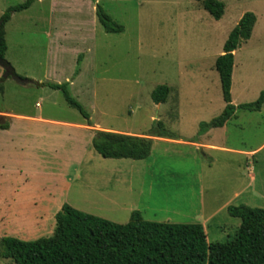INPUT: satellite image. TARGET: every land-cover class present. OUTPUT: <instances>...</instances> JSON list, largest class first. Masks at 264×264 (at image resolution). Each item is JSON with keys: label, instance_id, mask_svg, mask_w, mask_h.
Returning a JSON list of instances; mask_svg holds the SVG:
<instances>
[{"label": "rangeland", "instance_id": "obj_1", "mask_svg": "<svg viewBox=\"0 0 264 264\" xmlns=\"http://www.w3.org/2000/svg\"><path fill=\"white\" fill-rule=\"evenodd\" d=\"M27 1L0 0V23ZM224 1L220 21L197 0H39L11 14L6 61L22 79L69 83L93 127L82 128L87 120L61 91L23 86L0 67V126L13 123L0 129V245L51 237L64 205L118 224L134 212L201 224L210 244L241 226L228 207L264 209V107L238 110L224 128L199 135L226 107L215 63L248 12L258 22L236 52L232 96L249 104L264 90V0ZM97 6L124 31L107 33ZM161 85L172 93L156 105ZM156 122L177 138L153 142L147 160L105 159L92 147L96 131L148 136Z\"/></svg>", "mask_w": 264, "mask_h": 264}, {"label": "trees", "instance_id": "obj_2", "mask_svg": "<svg viewBox=\"0 0 264 264\" xmlns=\"http://www.w3.org/2000/svg\"><path fill=\"white\" fill-rule=\"evenodd\" d=\"M36 1L39 0H28L13 7L2 17V58L5 59L7 52L5 24L12 13L28 10ZM197 1L215 20L223 18L225 5L221 1ZM96 15L107 33L124 31L123 26L101 6H97ZM255 23V14L248 12L229 35L224 55L216 61L226 107L219 117L201 124L199 135L223 127L237 110L259 112L264 106V91L256 102L238 107L232 104L231 95L234 52L240 48L243 39L251 37ZM36 85L61 91L68 105L77 109L92 127L90 114L72 97L69 83ZM0 92H3L1 86ZM169 93L168 86H159L153 91L152 100L156 105L164 104ZM8 128V125L0 126L1 130ZM155 137L177 138L162 122H156L148 136L96 131L92 147L105 159L143 161L150 157ZM228 213L241 220L237 234L225 243L210 244L201 224L149 222L139 212H134L127 224H118L64 205L55 217L56 227L51 237L34 241L5 237L0 245V258L11 260L14 264H264V209L230 206Z\"/></svg>", "mask_w": 264, "mask_h": 264}, {"label": "crops", "instance_id": "obj_3", "mask_svg": "<svg viewBox=\"0 0 264 264\" xmlns=\"http://www.w3.org/2000/svg\"><path fill=\"white\" fill-rule=\"evenodd\" d=\"M219 1H221V0H219ZM223 1V2H222ZM221 2L222 3H224V5H225V13H226V9H227V5H226V2L224 1V0H222ZM232 2H229V4H230V7L232 8V3H233V0H231ZM199 3V5H201L202 6V3H200V2H198ZM204 9V8H203ZM205 10V9H204ZM206 11V10H205ZM246 14V13H245ZM244 14V15H245ZM225 15V14H224ZM243 15V16H244ZM243 16L240 18V20H239V22L241 21V19L243 18ZM255 16H256V14H255ZM224 17V16H223ZM238 21V20H237ZM239 22H238V24H239ZM257 22H258V18H257V16H256V23H255V26H254V28H253V31H252V34H251V37L249 38V39H243L242 40V42H241V46L244 44V43H247V42H249L251 39H252V36H253V32H254V30H255V27H256V25H257ZM235 24H237V22L235 23ZM237 24V25H238ZM234 30V29H233ZM232 30V31H233ZM231 31V32H232ZM231 32H230V34H231ZM229 34V35H230ZM6 42H7V40H6ZM240 46V47H241ZM7 50H8V45H7ZM236 52H237V50L234 52V67H235V58H236ZM7 53V52H6ZM222 55H224V48H223V52L221 53V55L220 56H222ZM219 58V57H218ZM217 58V59H218ZM217 61V60H216ZM234 67H233V73H232V87H233V77H234ZM215 69H216V63H215ZM216 71H217V69H216ZM217 73H218V71H217ZM218 75H219V73H218ZM219 78H220V76H219ZM220 83H221V81H220ZM38 84H43V83H39L38 82ZM162 86V85H161ZM167 86V85H166ZM169 87V86H168ZM221 88H222V86H221ZM169 89H170V93H169V96H170V94L172 93V89L169 87ZM264 91V90H263ZM262 91V92H263ZM262 92L260 93V95H259V97H258V99L260 98V96H261V94H262ZM223 93V92H222ZM231 95H232V90H231ZM169 96H168V99H169ZM168 99H167V101H168ZM223 99H224V97H223ZM166 101V102H167ZM165 102V103H166ZM225 102V101H224ZM226 104V103H225ZM232 104L234 105V106H236V107H238V106H241V105H238V104H236V102L234 101V99H233V96H232ZM250 104V103H249ZM170 105H174V103L172 102H170ZM243 105H245V104H243ZM264 107V106H263ZM262 107V108H263ZM262 110V109H261ZM260 110V111H261ZM224 111V110H223ZM238 111V110H237ZM237 111H236V113H235V115L232 117V118H235L236 117V115H237ZM243 111V110H242ZM246 112H248V111H246ZM5 117H8L7 115H4ZM4 116H2V118H5ZM11 120L12 119H25V117H22V116H10L9 117ZM231 118V119H232ZM37 120H39V121H44V122H46L44 119H42V118H36ZM230 119V120H231ZM229 120V121H230ZM228 121V122H229ZM12 122H13V120H12ZM51 123H54V122H56V121H50ZM227 122V123H228ZM226 123V124H227ZM55 124H57V123H55ZM60 124V123H59ZM226 124L223 126V127H221V128H224L225 126H226ZM68 126H70V127H72L70 124H67ZM9 126V125H8ZM75 127H80V126H75ZM92 127H93V125H92ZM92 127H90V126H86V127H82L83 129H85V130H87V131H91L92 132ZM12 128H13V123H12V125H10V127L6 130V131H9V132H11V130H12ZM81 128V127H80ZM221 128H218V129H221ZM94 133V132H93ZM115 133V132H114ZM120 134H123V133H120ZM125 135H130V134H125ZM91 136V135H90ZM93 136L94 135H92V139H93ZM131 136H141V135H131ZM166 138H157V137H155V138H153V141L155 142L156 140H161V141H166L165 140ZM205 229V228H204Z\"/></svg>", "mask_w": 264, "mask_h": 264}, {"label": "water", "instance_id": "obj_4", "mask_svg": "<svg viewBox=\"0 0 264 264\" xmlns=\"http://www.w3.org/2000/svg\"><path fill=\"white\" fill-rule=\"evenodd\" d=\"M1 26H2V22L0 23V29H1ZM0 67L4 69L6 78L11 77V78L15 79L19 84H21L23 86H27V85H30V84H34V85L37 84L34 81L20 78L15 73L14 69L12 68V66L6 61V59L2 58L1 56H0Z\"/></svg>", "mask_w": 264, "mask_h": 264}]
</instances>
